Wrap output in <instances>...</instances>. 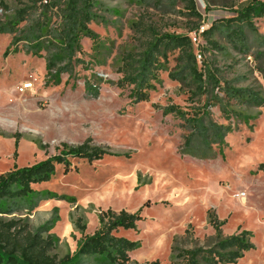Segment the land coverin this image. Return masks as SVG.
<instances>
[{
  "label": "rangeland",
  "instance_id": "obj_1",
  "mask_svg": "<svg viewBox=\"0 0 264 264\" xmlns=\"http://www.w3.org/2000/svg\"><path fill=\"white\" fill-rule=\"evenodd\" d=\"M243 1L196 0L202 19L198 30L189 32L195 21L177 12H146L135 0H97L99 18L89 27L98 41L81 39L76 58L84 66L61 75L58 85L46 71L51 48L41 44V56H35L28 48L36 44H12V35H0V174L56 156L62 145L87 142L110 154L90 164L71 160L68 173L58 166L50 181L32 186L52 198L38 200L33 211L3 217L14 219L31 233L54 221L49 255L61 260L72 257L83 237L97 230L101 210H140L143 220L136 230L116 235L137 243L129 254L133 264H170L172 246L190 249L206 244L214 234L208 224V215L213 213L224 223V236L250 233L254 248L237 264H264V174L258 169L264 164V105H234L229 120L218 106L209 108L211 119L229 125L231 131L221 148L212 147L211 159L200 160L182 152L186 134L182 122L162 114L171 105L194 113L205 102L204 97L190 100L188 88L168 78L175 55L169 57L167 72L159 74L160 82L148 102L133 104L129 89L115 86L122 55L138 49L131 24L143 17L162 32L189 36L199 67H217L224 79L238 80L237 87L256 89L264 97V79L257 69L260 62L254 60L258 51L255 34L247 32L250 48L246 54L219 36L213 40L224 50L213 51L201 37L214 21L234 16V7ZM32 2L0 0L7 7H0V25L14 10ZM54 14H50L51 29L56 25ZM254 27L264 36V17L254 20ZM30 82L32 88L21 93L22 85ZM87 83L97 88L96 97L88 94ZM215 93L224 98L218 90ZM241 192L246 195L244 200L235 198ZM77 218L85 225L82 233L73 226ZM83 264L99 263L90 259Z\"/></svg>",
  "mask_w": 264,
  "mask_h": 264
},
{
  "label": "trees",
  "instance_id": "obj_2",
  "mask_svg": "<svg viewBox=\"0 0 264 264\" xmlns=\"http://www.w3.org/2000/svg\"><path fill=\"white\" fill-rule=\"evenodd\" d=\"M49 1L33 0L31 5H23L14 10L10 19L0 25V35H12V44H36V47L28 48L35 56H41V44L51 48L46 71L53 84L58 85L61 75H70L77 65L84 66L83 61L76 58L81 53L80 41L83 38L92 43L98 41V35L89 25L99 17L95 12L97 0ZM135 1L146 12L150 9L163 10L164 13L177 12L188 20L195 21L189 32L197 31L202 19L196 8V0ZM178 6L181 9H177ZM0 7L7 9L2 4ZM205 10L209 11V7ZM52 12H55L56 25L51 29L49 22ZM233 12L232 17L214 21L201 33V37L213 51L224 50L213 40V37L219 36L231 48L246 54L250 48L247 32L255 34L258 51L254 54V60L260 62L257 69L264 79V36L258 35L254 27V20L264 17V2L244 0L234 7ZM20 25L27 27L19 29ZM130 28L138 49L122 55L117 69L120 78L115 86L121 90L129 89L131 103L149 101L150 92L160 82L159 74L167 72L169 57L174 55L175 65L168 72V78L187 87L190 100L205 98L201 109L194 113L174 105L162 110L164 116L172 115L182 122L181 126L186 133L182 147L184 154L200 160L211 159L212 147L221 148L226 135L230 133L229 125L217 124L211 119L209 108L218 106L224 118L229 120V114L235 112L234 105L247 108H260L264 105V97L258 90L237 87L235 83L238 80L224 79L217 67H199L189 36L162 32L155 23L143 17L132 23ZM85 87L90 96L98 95L96 87L89 83ZM216 90L223 93L224 98L217 95ZM109 155L104 149L90 146L87 142L77 146L62 145L56 156L31 166H14L12 170L0 174V264H83L90 259L99 264H133L129 254L137 248V243L116 234L119 231H135L137 224L143 220L140 210L135 213L101 210L97 216V230L83 237L72 257L65 256L61 260L49 255L54 238L49 231L54 221L47 222L31 233L21 229L14 219L7 220L3 217L33 211L38 200L52 198L35 191L32 186L50 181L58 166L63 168L64 173H68L72 170L71 160L90 164ZM258 169L264 174V164H260ZM208 224L214 234L206 239V244L190 249L181 248L178 244L172 246L170 264H237L245 253L254 248L247 231L224 236L221 230L224 223L215 214L208 215ZM73 226L81 233L85 230V225L79 218L74 220ZM176 242L178 241L175 240Z\"/></svg>",
  "mask_w": 264,
  "mask_h": 264
},
{
  "label": "built area",
  "instance_id": "obj_3",
  "mask_svg": "<svg viewBox=\"0 0 264 264\" xmlns=\"http://www.w3.org/2000/svg\"><path fill=\"white\" fill-rule=\"evenodd\" d=\"M31 88H32V83L30 82V83L22 85V87L19 89V91L22 93L24 91L30 90ZM235 198L240 199V200H244L246 198V195L244 192L237 193L235 195Z\"/></svg>",
  "mask_w": 264,
  "mask_h": 264
}]
</instances>
